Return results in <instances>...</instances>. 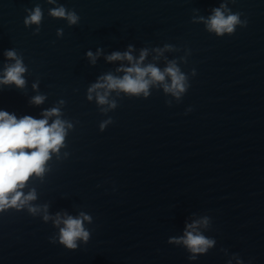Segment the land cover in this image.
<instances>
[{"label": "water", "instance_id": "95a60500", "mask_svg": "<svg viewBox=\"0 0 264 264\" xmlns=\"http://www.w3.org/2000/svg\"><path fill=\"white\" fill-rule=\"evenodd\" d=\"M222 3L247 26L207 31L199 17ZM36 6L43 15L34 35L37 25L23 21ZM58 6L79 23L51 16ZM129 46L134 60L148 50L142 67L176 62L190 84L180 102L159 84L148 97L112 91L118 106L106 113L94 94L87 99L100 77H123L117 69L129 62L106 57ZM97 49L93 64L87 52ZM8 50L23 57L26 86L0 85V110L42 119L57 107L73 127L43 181L33 177L24 189H36L32 203L48 205L53 219L26 208L0 213V264H264V0H0V75L15 62ZM36 95L42 104L31 103ZM57 213L90 216L88 243L74 251L50 243ZM205 216L210 224L198 230L216 243L189 260L168 241Z\"/></svg>", "mask_w": 264, "mask_h": 264}, {"label": "clouds", "instance_id": "9594fccd", "mask_svg": "<svg viewBox=\"0 0 264 264\" xmlns=\"http://www.w3.org/2000/svg\"><path fill=\"white\" fill-rule=\"evenodd\" d=\"M234 2L235 0H233ZM48 3L55 4L56 0H48ZM26 11L29 14L24 18V25L26 27L37 25L33 34H39L43 15L41 8L36 6L32 10L26 9ZM50 15L66 20L69 26L77 25L80 21V16L74 10H68L64 6L51 9ZM241 15L240 12H232L226 3H222L220 7L213 9V14L207 19L199 17V22H203L207 31L214 32L217 36L233 35L237 26H247V20H242ZM57 36H63V29L57 30ZM171 49V45L164 46V50ZM157 51L162 52L163 50L157 49ZM100 52V49H97L96 55L91 51L87 52V56L93 64ZM131 52L132 48L129 46L126 52H113L106 57L109 62L127 60L131 66L117 69V71L125 73L122 78L114 77L111 74L100 77L87 89V99L91 101L94 94L98 105L108 106L101 109L106 113L118 106L115 100H109L112 91L118 90L128 96L138 97L143 94L144 97H148L150 85L159 84L162 85L165 93H170L177 102H180L190 84L188 77L181 72L176 62H169L163 71L153 64L142 67L141 64L148 55V50H141L139 60H134ZM5 56L15 62L5 66L3 74L0 75V85L14 84L17 88L23 89L26 86L23 74L28 70L23 62V57L18 56L16 50L6 51ZM195 74V69H193V75ZM166 77L170 78V83L166 82ZM36 88L37 84H33V89ZM44 100L45 96L36 95L32 98L31 103L40 105ZM60 103H64V101ZM166 103L169 106L172 104L170 100ZM42 116L44 118L36 119L25 115L18 119L14 114L0 110V213L10 209L21 211L26 208L28 213L33 216L42 212L43 220L47 222L53 219L48 214V205L33 204L32 202L37 200L36 189L32 188L27 193L24 189L33 177L43 181L45 174L50 171L49 161L52 160L53 154H56L59 159L61 149L66 147L67 130L73 125L60 119L61 112L57 107L44 111ZM51 117H56V119L49 124ZM111 123L113 120L110 117L100 124V130L103 132ZM84 221L91 223V217L81 213L78 218H73L70 215L63 218L57 213L53 222L54 226L59 229V233L58 237H50V243L58 242L66 249L73 251L78 248L79 241L87 244L90 240V232L85 229ZM61 224L63 227H60ZM209 224L210 218L205 216L186 225L184 235L172 237L168 243L182 245L190 254L189 260H196L199 255L208 253L216 243L215 239L207 237L198 230L201 225L208 227ZM237 264H243V261L238 259Z\"/></svg>", "mask_w": 264, "mask_h": 264}]
</instances>
